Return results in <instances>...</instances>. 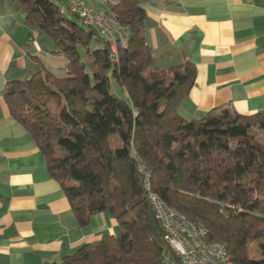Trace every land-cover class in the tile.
<instances>
[{"label":"trees","instance_id":"trees-1","mask_svg":"<svg viewBox=\"0 0 264 264\" xmlns=\"http://www.w3.org/2000/svg\"><path fill=\"white\" fill-rule=\"evenodd\" d=\"M15 1L26 25L48 36L68 61L64 75L38 66L28 79L7 81L2 96L9 113L43 154L77 224L107 212L119 227L117 235L45 264H163L169 248L137 161L150 190L200 224L207 240L223 244L230 264H264V247L263 258L250 252L264 240V143L249 132L264 126V115L211 110L182 118L176 109L194 83V66H154L139 0L106 2L101 11L119 31L111 60L105 39L66 0L82 26L56 0ZM92 41L101 47L88 50V72L78 47Z\"/></svg>","mask_w":264,"mask_h":264},{"label":"crops","instance_id":"crops-1","mask_svg":"<svg viewBox=\"0 0 264 264\" xmlns=\"http://www.w3.org/2000/svg\"><path fill=\"white\" fill-rule=\"evenodd\" d=\"M107 0H88L104 11ZM155 67L190 62L194 83L177 113L264 115V0H139ZM21 4L0 0V264L58 262L85 243L115 236L107 212L79 226L60 184L26 129L9 113L2 90L35 68L66 67L52 42L29 28ZM254 129L264 132V126Z\"/></svg>","mask_w":264,"mask_h":264},{"label":"built area","instance_id":"built-area-1","mask_svg":"<svg viewBox=\"0 0 264 264\" xmlns=\"http://www.w3.org/2000/svg\"><path fill=\"white\" fill-rule=\"evenodd\" d=\"M110 4H114V0H107ZM67 5L71 8V12L76 14L82 20H85L93 29L97 32L99 36L105 39L109 48V56L111 60V43L113 35H119V31L115 28L104 27L101 22L100 14H97V10H88L86 6H83V0H66ZM122 45L124 47V39H122ZM131 156L134 158L133 154ZM139 172L144 176V186H145V177L144 172L140 167H137ZM148 191V189L145 187ZM150 196V191H148ZM153 202V209L155 210V219L158 221L161 229H166L169 238L173 241L180 249L181 264H220V257L218 252V247L214 246V241L212 242V247L216 251V258H206V256H197L193 251V244L191 241V234L188 232V229L185 230H174V224L166 222V214L163 210V207L156 203V198L150 197ZM204 234H207L204 232ZM205 246V244H204ZM166 259V264L170 263V258L162 257Z\"/></svg>","mask_w":264,"mask_h":264},{"label":"bare ground","instance_id":"bare-ground-1","mask_svg":"<svg viewBox=\"0 0 264 264\" xmlns=\"http://www.w3.org/2000/svg\"><path fill=\"white\" fill-rule=\"evenodd\" d=\"M83 6H86L88 8V10H94L91 7H89L88 0H83ZM69 10L71 11L70 7H69ZM97 14H100L101 22H102L104 27L115 28L113 22L103 12L97 11ZM81 20H82V18H81ZM82 21L84 24L89 25L87 22H85V20H82ZM89 26H91V25H89ZM115 50H116V48H115V35H113L112 43H111V51L115 52ZM137 165H138V167H140L142 169V172H144L145 177L147 178V179H145V187L148 189V191H150V196L148 193V200H149L150 206L152 208L154 217H155V210L153 209V202L150 199V197L156 198V203L163 207L164 212L166 214H168V215H166V222L173 223L174 224V230L188 229V232L191 234V241H192V243H194L193 244V251H194L195 255L206 256V258H216V251H214V249L212 247V242H208V240L206 238V234H204V232H206V230L197 222H195L191 219L185 218L184 216H182V215L174 212L173 210L169 209L163 203V201L154 192H152L150 190L149 175L146 172V170L144 169V166L142 165V163L140 161H137ZM161 230L163 232V239L169 248V250H167V252H165L164 257L169 256L171 264H181L180 249L175 244H173V241L168 236L167 230L166 229H161ZM204 244H205V246H204ZM214 246L218 247L220 264H230L228 256L226 254V250H225L223 244H221L218 241H214ZM163 264H166V259H163Z\"/></svg>","mask_w":264,"mask_h":264},{"label":"rangeland","instance_id":"rangeland-1","mask_svg":"<svg viewBox=\"0 0 264 264\" xmlns=\"http://www.w3.org/2000/svg\"><path fill=\"white\" fill-rule=\"evenodd\" d=\"M56 3L63 10V12H65V15L67 17H69L71 20L75 21L77 24L82 26V22H80V20L76 16L72 15V13L66 9V4L64 2H62L61 0H56ZM44 38H45L46 42L47 41L52 42V41H50L51 39L48 36L45 35ZM100 47H101V43H98L96 41H92L88 45L87 48L78 47L79 56H80L81 61L84 63V67H85L86 71H88V72L91 71L89 57H88V50H89V52H92L93 50L98 49ZM52 72H54L58 75H64L65 67L54 68V70ZM116 89H117V92L119 94H121V91L118 88H116ZM249 132L251 133V135L253 136V138L255 140H257L258 142L264 143V132L263 131H259V130L253 128ZM263 247H264V240L251 244V246H250L251 255L254 256L255 258H258V259L263 258V256H262Z\"/></svg>","mask_w":264,"mask_h":264}]
</instances>
